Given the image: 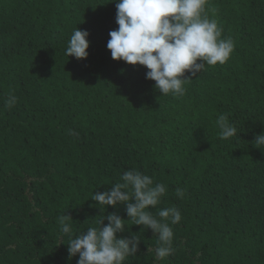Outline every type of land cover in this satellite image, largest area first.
I'll list each match as a JSON object with an SVG mask.
<instances>
[{
  "label": "trees",
  "instance_id": "obj_1",
  "mask_svg": "<svg viewBox=\"0 0 264 264\" xmlns=\"http://www.w3.org/2000/svg\"><path fill=\"white\" fill-rule=\"evenodd\" d=\"M117 2L0 0V264H77L57 218L70 216L75 236L114 212L126 226L117 238L141 240L124 264H264V0H207L234 51L186 73L181 97L112 58ZM77 28L90 34L87 59L66 54ZM220 115L236 136L220 137ZM127 170L166 185L154 214H181L168 257L156 259V234L125 204L92 200Z\"/></svg>",
  "mask_w": 264,
  "mask_h": 264
},
{
  "label": "clouds",
  "instance_id": "obj_2",
  "mask_svg": "<svg viewBox=\"0 0 264 264\" xmlns=\"http://www.w3.org/2000/svg\"><path fill=\"white\" fill-rule=\"evenodd\" d=\"M207 0H118L116 22L118 29L109 33L107 48L116 61L148 69L146 78L155 82L162 95H185V84L206 66L223 65L234 51L231 38L221 39L217 21L205 12ZM89 33L79 28L70 36L66 54L76 59H87L90 47ZM16 97L10 95L7 106L12 107ZM219 135L228 140L237 135V128L226 115L216 120ZM254 144L264 145V134L256 136ZM122 183L112 185L109 191L96 192V205L117 208L126 205L127 216L135 226L150 229L156 234V259L172 254L173 230L170 225L181 221L175 207L150 209L160 204L167 188L139 170L123 172ZM176 195L184 196L177 188ZM95 205V207H96ZM101 212L105 207H98ZM108 224H104V220ZM60 232L69 238V259L79 256L77 264H124L126 258L136 255L141 240L132 233L131 238H117L125 231V220L117 213L106 215L99 227H89L73 236V219L64 214L57 218ZM75 237V238H74ZM63 238V237H62ZM148 251H150L148 249Z\"/></svg>",
  "mask_w": 264,
  "mask_h": 264
}]
</instances>
